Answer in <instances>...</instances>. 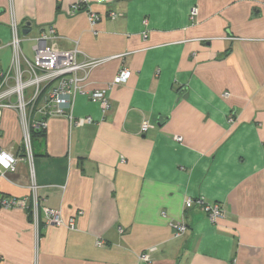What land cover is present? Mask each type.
Segmentation results:
<instances>
[{
    "label": "crops",
    "instance_id": "crops-1",
    "mask_svg": "<svg viewBox=\"0 0 264 264\" xmlns=\"http://www.w3.org/2000/svg\"><path fill=\"white\" fill-rule=\"evenodd\" d=\"M73 2L0 0V68L13 16L23 37L52 25L59 49L105 60L87 92L122 68L130 75L107 91L106 112L75 96L72 114L92 125L51 117L33 135L40 223L0 208V264H139L152 247V264H264V0H86L70 14ZM22 50L31 58L29 43ZM143 120L151 128L140 134ZM20 144L17 115L2 111L0 148L20 156ZM29 184L18 161L0 194L30 206ZM187 199L219 204L225 217L211 223ZM44 207L74 229L45 225Z\"/></svg>",
    "mask_w": 264,
    "mask_h": 264
},
{
    "label": "built area",
    "instance_id": "built-area-1",
    "mask_svg": "<svg viewBox=\"0 0 264 264\" xmlns=\"http://www.w3.org/2000/svg\"><path fill=\"white\" fill-rule=\"evenodd\" d=\"M86 0H74L70 14L83 9ZM118 15L109 13V19H115ZM197 16V9L190 11V18ZM97 17L89 15L93 22ZM21 25L13 16L8 24L10 40L7 46L10 49V58L5 68H0V114L4 110L13 111L18 118L21 131V155L0 148V180L6 179L7 173L15 170L18 161L27 164L29 170V190L31 205L26 204V199L16 200L0 194V208H22L30 211L32 224L37 230L40 223L37 192L38 186L33 174L32 134L44 132L47 120L51 117H63L67 120L70 129L82 128L94 123L91 117H75L72 114V102L76 95L87 97L99 105L102 112L109 109L107 91L115 86L124 85L129 78V71L122 68L113 80L104 89L87 92L83 83L89 72L102 64L105 60H92L84 57L75 47L71 50H61L56 46L58 36L52 25L41 27L34 37H23L20 33ZM145 37V36H144ZM30 44L31 58H27L22 50V43ZM2 46L0 45V50ZM227 97L228 94H224ZM151 128L150 124L143 120L139 127L140 134L146 133ZM176 141L181 138L175 137ZM199 206L211 223H215L225 217L223 208L219 204H208L202 199H187L184 202L185 209ZM43 223L56 227L74 229V219L64 222L59 211L42 208ZM175 233L180 236L186 232L183 223L170 224ZM96 246L103 245L101 240L96 241ZM154 249L149 248L138 256L139 264H152L150 253Z\"/></svg>",
    "mask_w": 264,
    "mask_h": 264
},
{
    "label": "trees",
    "instance_id": "trees-1",
    "mask_svg": "<svg viewBox=\"0 0 264 264\" xmlns=\"http://www.w3.org/2000/svg\"><path fill=\"white\" fill-rule=\"evenodd\" d=\"M41 134H43V131L42 132L33 133L32 137H33V135H41Z\"/></svg>",
    "mask_w": 264,
    "mask_h": 264
},
{
    "label": "rangeland",
    "instance_id": "rangeland-1",
    "mask_svg": "<svg viewBox=\"0 0 264 264\" xmlns=\"http://www.w3.org/2000/svg\"><path fill=\"white\" fill-rule=\"evenodd\" d=\"M24 49H25V51H28L29 50V47H28V45H24Z\"/></svg>",
    "mask_w": 264,
    "mask_h": 264
},
{
    "label": "water",
    "instance_id": "water-1",
    "mask_svg": "<svg viewBox=\"0 0 264 264\" xmlns=\"http://www.w3.org/2000/svg\"><path fill=\"white\" fill-rule=\"evenodd\" d=\"M28 32V30H23L22 34H26Z\"/></svg>",
    "mask_w": 264,
    "mask_h": 264
}]
</instances>
